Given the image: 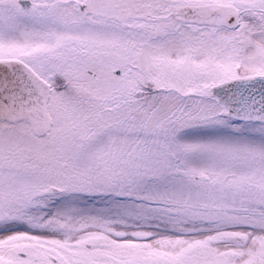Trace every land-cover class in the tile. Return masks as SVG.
I'll return each instance as SVG.
<instances>
[{"label": "snow or ice", "instance_id": "obj_1", "mask_svg": "<svg viewBox=\"0 0 264 264\" xmlns=\"http://www.w3.org/2000/svg\"><path fill=\"white\" fill-rule=\"evenodd\" d=\"M0 264H264V0H0Z\"/></svg>", "mask_w": 264, "mask_h": 264}]
</instances>
